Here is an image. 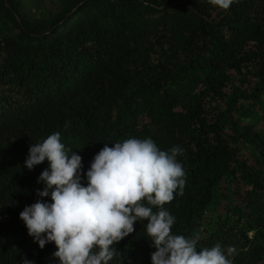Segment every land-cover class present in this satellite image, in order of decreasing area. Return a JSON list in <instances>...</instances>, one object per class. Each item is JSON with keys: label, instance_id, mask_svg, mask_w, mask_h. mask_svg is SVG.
<instances>
[{"label": "trees", "instance_id": "16d2710c", "mask_svg": "<svg viewBox=\"0 0 264 264\" xmlns=\"http://www.w3.org/2000/svg\"><path fill=\"white\" fill-rule=\"evenodd\" d=\"M57 2L32 16L0 0V264H58L55 243L41 249L19 215L48 167L24 165L29 147L55 132L82 156L85 185L105 143L181 147L173 233L264 264V0ZM146 226L110 264H152Z\"/></svg>", "mask_w": 264, "mask_h": 264}, {"label": "clouds", "instance_id": "9594fccd", "mask_svg": "<svg viewBox=\"0 0 264 264\" xmlns=\"http://www.w3.org/2000/svg\"><path fill=\"white\" fill-rule=\"evenodd\" d=\"M209 3L227 9L233 0ZM111 144L95 155L85 185L83 158L62 142L60 132L31 143L24 165L32 170L47 161L48 167L38 177L41 199L19 215L41 249L54 242L58 264H110L114 245L137 221H147L146 236L156 249L152 264H233L234 248L216 244L198 250V236L173 233L176 217L165 205L182 195L186 184L181 147L163 150L151 137ZM49 196L50 201L43 199Z\"/></svg>", "mask_w": 264, "mask_h": 264}, {"label": "rangeland", "instance_id": "374dc122", "mask_svg": "<svg viewBox=\"0 0 264 264\" xmlns=\"http://www.w3.org/2000/svg\"><path fill=\"white\" fill-rule=\"evenodd\" d=\"M25 11L32 16H41L59 10L57 0H23Z\"/></svg>", "mask_w": 264, "mask_h": 264}]
</instances>
